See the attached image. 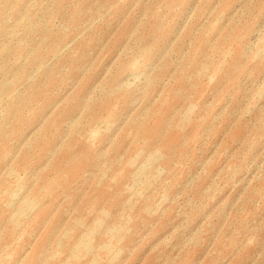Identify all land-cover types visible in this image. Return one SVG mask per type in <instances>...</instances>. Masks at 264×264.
Here are the masks:
<instances>
[{
	"label": "rangeland",
	"instance_id": "1",
	"mask_svg": "<svg viewBox=\"0 0 264 264\" xmlns=\"http://www.w3.org/2000/svg\"><path fill=\"white\" fill-rule=\"evenodd\" d=\"M0 264H264V0H0Z\"/></svg>",
	"mask_w": 264,
	"mask_h": 264
}]
</instances>
